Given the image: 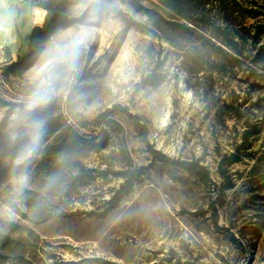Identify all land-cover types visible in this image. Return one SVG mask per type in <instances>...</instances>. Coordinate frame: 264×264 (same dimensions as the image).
<instances>
[{
	"label": "rangeland",
	"instance_id": "374dc122",
	"mask_svg": "<svg viewBox=\"0 0 264 264\" xmlns=\"http://www.w3.org/2000/svg\"><path fill=\"white\" fill-rule=\"evenodd\" d=\"M162 2L68 0L89 21L57 30L27 68L4 69L46 12L37 0H0V219L12 223L0 226L10 239L0 264H264V31L218 71L199 30ZM183 4L223 23L216 0ZM227 6L236 38L264 25V0ZM82 28L75 59L55 57ZM41 88L50 114L82 137L51 173L35 168L45 141L25 112ZM140 126L161 152L204 164L214 190L153 157ZM243 128L249 144L236 150ZM232 152L239 159L226 163ZM79 166L92 170L73 181ZM128 167H142L138 180L108 202Z\"/></svg>",
	"mask_w": 264,
	"mask_h": 264
},
{
	"label": "trees",
	"instance_id": "16d2710c",
	"mask_svg": "<svg viewBox=\"0 0 264 264\" xmlns=\"http://www.w3.org/2000/svg\"><path fill=\"white\" fill-rule=\"evenodd\" d=\"M162 1L163 5L169 8L172 14L192 23V25H187L177 22L184 30L192 31L195 30L194 28L199 30L198 39L208 53L215 55L216 59L215 62L212 63V66L218 71H221L223 67L228 64L233 65V63L239 61L240 56H244L242 47L247 41V35H249L253 42H255L256 36L264 31V25L261 23H255L252 25L254 27L253 33H250L248 26L243 25L242 28L245 33L238 36L240 40L236 38L233 29L230 26V22L228 21V15L231 8L227 6L228 3L235 2L236 0H216L217 4L221 6V13L219 14L220 16H218L222 20V24L216 22L214 18L212 20L211 16L204 12V10H201L196 16H192V14L184 8L183 0ZM129 2L134 3L135 0H129ZM67 4L68 0H37V5L46 12L43 22L41 25L32 27L28 35V46L25 53L23 55H18L17 59L11 61V65L5 66L4 69L10 66L27 68L38 55L44 42H46L57 30L72 25L86 24L89 21L88 8L75 14L69 12ZM131 5L136 8L141 7V5ZM249 14L253 16L256 15L253 11H249ZM115 107L116 105L114 104L113 108L107 109L105 113L100 114L95 120L96 123L99 122L104 114L112 112ZM25 112L27 117L41 120L39 132L45 141L35 168L36 170L51 173L62 161L71 159L70 156L76 152L78 147L82 144L81 134H79L78 130L72 125L62 123L57 116L50 114V107L47 103L39 104L31 109L26 108ZM247 125L248 124H246V126ZM140 127V135L143 136L146 148L153 157L165 163L178 165L181 168L192 172L203 185L214 190L210 173L204 164H201L196 160L169 156L161 152L149 143L145 135L144 127ZM253 127L255 129V126ZM249 132L250 130H248V128H243L241 131L242 140L240 145L236 147V150L239 147H246L249 144ZM222 158H225L226 163H231L238 160L239 156L236 152H232L229 156H223ZM70 169L71 168H68L69 171ZM91 170L92 169L90 168L84 169L82 166H79L75 173L71 174V179L74 181L86 177ZM141 171L142 167H128L120 170L119 174L122 177V181L119 183L118 188L114 191L108 202H114L125 194L132 184L138 180ZM100 173L103 174L104 171L101 170ZM211 207L214 214H216L215 205L211 204ZM7 224L12 225V223L0 219L1 227H5ZM8 227L13 229L11 226ZM9 241L10 239L8 236H0V243L3 247L9 246Z\"/></svg>",
	"mask_w": 264,
	"mask_h": 264
},
{
	"label": "clouds",
	"instance_id": "9594fccd",
	"mask_svg": "<svg viewBox=\"0 0 264 264\" xmlns=\"http://www.w3.org/2000/svg\"><path fill=\"white\" fill-rule=\"evenodd\" d=\"M89 37L86 28H82L63 49H57L53 55L60 59L74 60L81 46L85 45ZM49 99L46 89H37V91L29 98L27 108L31 109L39 104L47 102Z\"/></svg>",
	"mask_w": 264,
	"mask_h": 264
},
{
	"label": "bare ground",
	"instance_id": "6f19581e",
	"mask_svg": "<svg viewBox=\"0 0 264 264\" xmlns=\"http://www.w3.org/2000/svg\"><path fill=\"white\" fill-rule=\"evenodd\" d=\"M36 12H38V9L36 10ZM38 14V18H39V20H40V22H42V20H43V14L42 13H37ZM5 34H9V31H8V29L7 28H5ZM22 31L25 33V34H27L28 33V29H27V27H25V25H22Z\"/></svg>",
	"mask_w": 264,
	"mask_h": 264
}]
</instances>
